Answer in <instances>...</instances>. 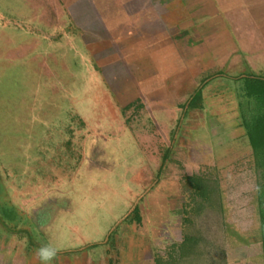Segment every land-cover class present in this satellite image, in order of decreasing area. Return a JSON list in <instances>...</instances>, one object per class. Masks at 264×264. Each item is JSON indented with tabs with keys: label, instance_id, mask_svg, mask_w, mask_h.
<instances>
[{
	"label": "rangeland",
	"instance_id": "obj_1",
	"mask_svg": "<svg viewBox=\"0 0 264 264\" xmlns=\"http://www.w3.org/2000/svg\"><path fill=\"white\" fill-rule=\"evenodd\" d=\"M86 4L0 0V264H26V257L42 264L37 249L48 243L61 249L51 264H155L158 252L183 239V206H194L185 191L187 172L219 180L227 208L222 215L212 209L197 214L193 226L205 236L196 246L203 243L207 264H224V248L233 252L259 235L252 222L242 223L246 218L237 204H246L248 219L257 211V152L249 136L234 137L235 131L247 133L238 128V112L220 108L235 99L228 95L220 101V93H213L207 109L190 112V120L177 113L170 138L178 144H170L174 160L164 168L140 144L148 132L141 124L144 116L133 112L123 128L95 126L112 144L102 145L107 154L95 166L97 158H83L77 131L98 121L93 100L105 106L113 99L104 94L108 81L96 80L97 72H91L97 69L106 78L102 65L91 66L81 41L65 39L80 29L86 39L95 37L81 26L88 31L91 25ZM194 121V128H186ZM151 124L155 131L156 123ZM170 138L164 135L160 148H167ZM149 142L155 151V138ZM193 238H187V252L197 251ZM7 240L9 248L3 249ZM13 243L18 247L10 248Z\"/></svg>",
	"mask_w": 264,
	"mask_h": 264
},
{
	"label": "crops",
	"instance_id": "obj_2",
	"mask_svg": "<svg viewBox=\"0 0 264 264\" xmlns=\"http://www.w3.org/2000/svg\"><path fill=\"white\" fill-rule=\"evenodd\" d=\"M83 1L87 7H91L86 10L90 19L87 22L91 25L88 31L84 25L81 26L95 37L86 39L85 32L80 29L72 36H65V39L81 41L91 66L102 65L107 79L102 71L92 69L91 72H97L96 80L101 78L108 81L104 94L109 101L113 99V104L105 106H100L97 100L92 101L97 106L92 107L96 110L98 121L88 122L87 126L82 121L81 124L85 126L77 131L78 140L83 145V158L84 154L87 159L97 158L96 166L101 161V154L108 150L102 145L111 144L107 141L110 137L97 133L99 125L123 128L131 123L129 119L137 113L140 118L144 116L141 123L143 130L148 129L143 134L145 137H140L144 151L149 153L151 159L171 162L174 157L170 144H178L177 138H170L176 114H187L184 119L190 120L189 113L204 107L207 109L209 98L218 92L220 101L228 95L235 99V104L226 101L220 104V108L225 112H238V128L247 130L244 113L250 106L245 104L250 101L245 100L247 90L243 83L248 77H264V0ZM91 13L94 20L89 17ZM199 90L201 100L197 105H191L192 98ZM128 112L134 113L125 118L123 114ZM152 120L157 125L155 131L152 127L149 129ZM195 122H188L186 128H192L191 124ZM202 123L204 125L206 119ZM95 126L98 128L95 129ZM164 135H168L170 142L166 143L167 148H160ZM241 135L249 136L248 132L239 131L236 135L235 131L234 137ZM153 137L156 141L155 151L149 142ZM146 170L147 167L144 168ZM193 173L187 172L185 175ZM237 204L242 206L239 215L246 218L242 223L252 222L259 235L256 240L247 237V241H240L242 244L237 245L233 252H225L223 247L224 258L221 262L264 264V223L259 207L256 206V212L251 211V218L248 219L246 204L240 201ZM223 208H227L225 202ZM18 241L15 237L14 243L18 245ZM4 242H1L2 248H9L7 244L10 241ZM14 243L10 248H16ZM26 258L25 263L32 264ZM128 263L133 264L131 260L124 264Z\"/></svg>",
	"mask_w": 264,
	"mask_h": 264
},
{
	"label": "trees",
	"instance_id": "obj_3",
	"mask_svg": "<svg viewBox=\"0 0 264 264\" xmlns=\"http://www.w3.org/2000/svg\"><path fill=\"white\" fill-rule=\"evenodd\" d=\"M246 90L247 95L252 100L249 103L248 111L245 112L244 121L255 154L257 152L256 162L261 167V172L258 173L257 198L259 211L264 223V149H259L261 147L264 148V142H262L263 144L261 143V141H264V79L261 77H248ZM201 98L202 95L199 90L192 98L191 105H197ZM256 136L260 137V140L256 141ZM165 164L166 159L163 160L161 167H164ZM183 181L186 186L185 191L191 193L190 195L194 201L193 210L188 205L183 206L182 220L185 225L183 239L181 242H173L167 245L165 252H158L154 257L155 264H194L191 256H189L191 253L195 259H199L196 264H207L206 250L204 251L202 248L203 243L200 244L202 245L201 247L196 246L201 240L205 243L206 239L200 229L193 226V219L197 214L205 212L207 209L215 210L222 215L224 212L222 190L219 180L204 172L184 175ZM193 230L197 231L196 234L191 232ZM190 236H194L192 244L196 246V252H187L185 243Z\"/></svg>",
	"mask_w": 264,
	"mask_h": 264
},
{
	"label": "clouds",
	"instance_id": "obj_4",
	"mask_svg": "<svg viewBox=\"0 0 264 264\" xmlns=\"http://www.w3.org/2000/svg\"><path fill=\"white\" fill-rule=\"evenodd\" d=\"M61 251L58 247L52 243L43 244L37 249V255L42 261V264H51L55 260L58 253Z\"/></svg>",
	"mask_w": 264,
	"mask_h": 264
}]
</instances>
